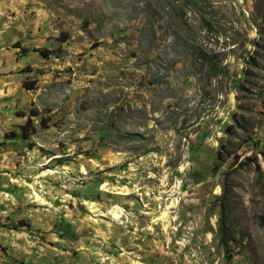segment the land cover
I'll return each mask as SVG.
<instances>
[{
    "label": "rangeland",
    "instance_id": "374dc122",
    "mask_svg": "<svg viewBox=\"0 0 264 264\" xmlns=\"http://www.w3.org/2000/svg\"><path fill=\"white\" fill-rule=\"evenodd\" d=\"M0 200L65 264H264V0H0Z\"/></svg>",
    "mask_w": 264,
    "mask_h": 264
},
{
    "label": "crops",
    "instance_id": "0c3cea01",
    "mask_svg": "<svg viewBox=\"0 0 264 264\" xmlns=\"http://www.w3.org/2000/svg\"><path fill=\"white\" fill-rule=\"evenodd\" d=\"M5 180V179H4ZM2 180V183L3 181ZM10 192V191H9ZM13 194L10 192V195ZM0 210L4 211L5 203L0 200ZM8 226H11V223H7ZM58 234V233H57ZM3 247V251L0 250V264H65L60 262L57 258H48L39 256L36 254H28L26 251L27 246L29 245L28 241H0ZM62 242V241H61ZM44 244V242H41ZM24 248L21 251L20 248ZM38 249H35L37 251Z\"/></svg>",
    "mask_w": 264,
    "mask_h": 264
},
{
    "label": "trees",
    "instance_id": "16d2710c",
    "mask_svg": "<svg viewBox=\"0 0 264 264\" xmlns=\"http://www.w3.org/2000/svg\"><path fill=\"white\" fill-rule=\"evenodd\" d=\"M17 47L20 48V52H22V55H26L29 50L25 47H22L19 43H17ZM42 54H44L45 56H48V53H46L45 49H40L39 50ZM34 87L31 85H27V89L28 90H32ZM32 112V111H31ZM33 116H35L38 113H32ZM31 115V114H30ZM31 119H29V121L21 126V131H22V137L26 140L29 139L30 136V132L28 131V126L32 125V122L30 121ZM13 135H15L14 133H12ZM12 137H15L13 136ZM8 139H12L9 138ZM224 194H225V190H224ZM226 202H222L221 204V218H220V224H219V235H220V244L223 246V248L225 249V251H227L229 249V244L231 241H233V235L231 233V229L229 227V222H228V215H227V211H226Z\"/></svg>",
    "mask_w": 264,
    "mask_h": 264
},
{
    "label": "bare ground",
    "instance_id": "6f19581e",
    "mask_svg": "<svg viewBox=\"0 0 264 264\" xmlns=\"http://www.w3.org/2000/svg\"><path fill=\"white\" fill-rule=\"evenodd\" d=\"M34 196H35V198H36V201H39V202H44V200L35 192L34 193ZM175 201V200H174ZM175 203L176 202H172L171 203V205L170 206H168L166 209H169L170 207L171 208H174V206H175ZM94 206H95V204H92V209L94 208ZM95 209V208H94ZM113 213L114 214H116V212L115 211H113ZM167 216H168V211L167 210H165L164 212H162V214H161V216L158 218V220H162V219H165V218H167Z\"/></svg>",
    "mask_w": 264,
    "mask_h": 264
}]
</instances>
